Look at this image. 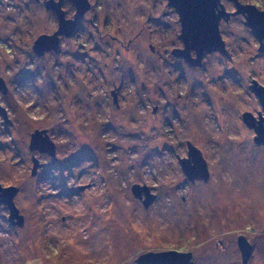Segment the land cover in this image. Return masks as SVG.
Returning a JSON list of instances; mask_svg holds the SVG:
<instances>
[{
  "label": "rangeland",
  "instance_id": "374dc122",
  "mask_svg": "<svg viewBox=\"0 0 264 264\" xmlns=\"http://www.w3.org/2000/svg\"><path fill=\"white\" fill-rule=\"evenodd\" d=\"M92 1L80 35L42 60L26 43L49 26H29L19 0H0V186L18 189L24 218L12 225L0 204V264H137L172 250L194 264H242L239 236L254 245L249 264H264V145L242 116L264 114L251 91L253 80L264 85L254 39L238 19L225 24L226 44H244L248 59L214 56L193 70L172 53L181 31L168 0H112L107 11ZM37 130L55 157L29 149ZM189 144L209 181L183 172ZM135 184L155 196L148 206Z\"/></svg>",
  "mask_w": 264,
  "mask_h": 264
},
{
  "label": "water",
  "instance_id": "95a60500",
  "mask_svg": "<svg viewBox=\"0 0 264 264\" xmlns=\"http://www.w3.org/2000/svg\"><path fill=\"white\" fill-rule=\"evenodd\" d=\"M80 5H84L83 0H73ZM169 5H172L179 13L180 22L182 25V39L185 43L184 53L189 52L191 49L196 48L200 53L205 51L212 52L221 50L224 47L219 32V20L222 17L229 16V14L222 8L219 10V14L216 15L215 10L218 8L217 3L219 0H168ZM238 4V13L242 9V4L238 0H233ZM88 5L86 9H88ZM85 10V9H83ZM86 11V10H85ZM79 13L83 12L79 9ZM78 13V15H79ZM235 13V14H236ZM77 18V17H76ZM62 28H68L61 24ZM46 45V47H45ZM51 47H57V43L53 44L52 40L47 37H41L37 41L34 52L36 54H42L44 50L50 49ZM187 57V56H184ZM188 58V57H187ZM191 60V59H190ZM0 89L6 93L7 87L4 79L0 77ZM259 91V90H257ZM260 101L264 104V94L257 93ZM114 103H117L118 97L116 91L112 92ZM155 111L157 108L154 109ZM2 116L7 121L6 110L0 106ZM244 121L249 128H252V124L255 123V118L250 114H244ZM260 132L255 137V142L258 145L264 144V119H259ZM31 151H39L41 154H47L51 157L56 156V148L53 142L50 140L47 131H35L31 136V142L29 145ZM189 160L181 159L180 166L189 179L194 182L195 180H208L210 173L208 170L207 163L203 158L201 152L189 144L188 152ZM32 162L34 164L32 175L37 174V170L41 163L33 156ZM85 187H80V190H84ZM18 189L16 187H2L0 186V204L6 205L9 211V222L12 225L23 226L24 218L20 215L19 210L14 204V197L17 194ZM132 193L135 197L141 198L142 193L146 195L145 206H148L155 198L151 193L150 188L135 184L132 187ZM238 248L242 256V264H247L251 255L252 246L244 236L238 238ZM137 264H194L193 255L191 253H179L176 251L162 252V253H147L141 255L137 261Z\"/></svg>",
  "mask_w": 264,
  "mask_h": 264
},
{
  "label": "flooded vegetation",
  "instance_id": "af4514ba",
  "mask_svg": "<svg viewBox=\"0 0 264 264\" xmlns=\"http://www.w3.org/2000/svg\"><path fill=\"white\" fill-rule=\"evenodd\" d=\"M109 1L111 2L112 0H98V7L101 8V10L106 9L107 11L108 9L116 8L115 6H112L111 4L119 6L121 3V0H114L113 2H111V4ZM238 1L243 6L242 9L238 13H236L238 11V4H236V2H234L233 0H219V2L217 3L218 8L215 10L216 15H218L220 13L219 10L223 8L229 14V16L222 17L218 23L219 32H220L222 41L224 42V47L221 50L212 51V52L205 51L203 53H200L196 50V48H193L189 52L184 53L183 50H185V43H184V40L182 39V25L180 22L179 13L176 10V12L178 13L179 26H180V31H181L179 35L181 44H179V46L177 47L172 48L173 55L177 56V58L181 62H183V64L187 65L188 67H190V69H193V70H204L205 66H207L208 64L207 61L209 60V58L214 57V56L230 57L232 54V56L236 57L239 60L248 59V54H247L248 51L244 50L243 48L244 44L239 46V48H241V51L239 50L238 52L235 49H233L231 45L229 46L226 44L227 38H230L231 36H233V33L230 32L228 34H225L224 32L225 24L230 25V23L233 20L238 19L239 22H241L243 30L247 34H250V36L254 39L253 40L255 44L254 52L256 53L255 57L263 58L264 57V7L261 5H257L255 3H250L247 0H238ZM83 3H85V1ZM19 4L20 5L18 8L20 10V14L22 13L25 15V17L29 18V21H30L28 23L29 26L33 25L31 27H37L40 24L49 26V28H47L44 32L36 34L34 37H31L29 41L26 43L27 48H30L34 51V47L37 41L39 40V38L41 37H45V38L47 37V39L53 41V44L57 43V47H51L50 49H46L44 50L42 54H36L34 52L35 56L42 60H45L47 57L59 58L60 56L63 55L66 44L80 35V28H82L84 21L87 19L88 13L91 10H93L95 6V3L92 0H86V3L84 5H80L79 3H76L73 0H19ZM87 5L89 7L88 9H86ZM79 9L83 12L79 13L78 12ZM83 9H85L86 11ZM45 17L47 18V20L51 21V24L47 25L43 23L45 20ZM104 23H111V21L109 18H107ZM61 24L68 26V28H62ZM108 37L111 39L110 40L111 42L114 41L113 43L120 44L122 42L119 36H113L109 34ZM85 43L86 41H84L81 44V49L87 47V44ZM117 48H119V46H117ZM149 51L151 52V54H154L156 52V49L152 44L149 45ZM236 52L238 54L237 56H236ZM184 56H187L188 58ZM253 58L254 57H252V59ZM253 81L254 82L251 86V91L256 95V97L258 98L260 102L261 107L264 110V104L261 103L260 98L257 94V93L264 94V85H262L257 80H253ZM112 92H111V96H112ZM116 94L118 97L117 92ZM90 97L92 96L90 95ZM113 103H114V99H113ZM114 105L116 106L117 109L119 108L120 106L119 99L117 100V103H114ZM246 113L247 112H245L244 114ZM244 114L242 115L243 121H244ZM250 114L255 118V123L252 124L251 126L252 128H250V130L254 132L255 137H256V135L260 132L259 123H258L259 119L260 118L264 119V116H263L264 114L262 112H258L257 117L252 113ZM10 123L11 122H9V124ZM244 123L246 127H248L245 121ZM41 155L48 156L47 154H41ZM184 159L189 160L188 153H187V157H184ZM208 170H210L209 167H208ZM210 177H211V173H210ZM198 181H205V180L198 179V180H195L194 182H198ZM79 190H80V187H79ZM238 238H237V246H238ZM219 244L222 245L221 241ZM250 245L252 246L251 253L255 252L254 245H252V243H250ZM222 247L224 246L222 245ZM164 252H169V251H164ZM176 252L191 253V252H185V251L183 252L176 251ZM250 259H251V255H250V258L247 264H249Z\"/></svg>",
  "mask_w": 264,
  "mask_h": 264
}]
</instances>
